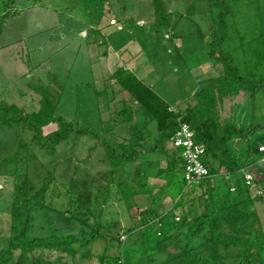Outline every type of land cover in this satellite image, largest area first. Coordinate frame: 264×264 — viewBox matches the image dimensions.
<instances>
[{"label": "rangeland", "instance_id": "374dc122", "mask_svg": "<svg viewBox=\"0 0 264 264\" xmlns=\"http://www.w3.org/2000/svg\"><path fill=\"white\" fill-rule=\"evenodd\" d=\"M7 1L9 0H0V15L9 9L13 12V16H7L3 21L0 33V47L5 45L9 47L0 53V103L15 105L23 113L35 112L41 107V98L46 91L55 102L56 116L70 121L76 129L88 128L91 133L72 132L68 138L47 149L40 147L31 139V133L20 126L14 125L11 128L7 124L0 126V157L11 154L18 141L24 146L23 174L17 180L13 176H0V257L6 260L9 258L7 240L18 232L20 228L18 221L21 223L25 221L23 201L27 187H30L28 193L30 195L51 179L50 188L62 192L60 183L74 179V190L83 206L80 213L83 218L73 220V229H67L57 214V210H65L64 203L67 197L63 195L50 197L46 200V205L51 206L47 217L44 216L45 213L42 215V210L34 212L35 218L31 221L32 232L47 233L49 221V227L58 230L56 233H74L80 239L86 238L90 235L89 225L93 227L94 220L103 206L102 197L106 195L105 188L108 186L111 200L103 207L104 226L99 231L102 237L80 249L88 250V257L80 260L77 254L74 259L76 264H101L97 256L101 253L117 254L119 246L117 236H120L119 240H124V229L137 221L139 212L148 205L145 195L136 196L133 200L136 205L130 210L126 209L121 199H118V178H128L134 165L141 162L140 156L113 173L109 172L111 164L105 159L104 143L117 148L118 143L128 141L127 132L122 126L124 124L120 125L119 122L121 117L115 116L114 113L118 111L115 105L120 107V102L126 100L129 95L118 86L117 80H112L114 79L112 74L117 69V66L112 64L113 58L117 53H123L127 58V50L130 52L132 48H141L145 57L140 58L143 74L139 72V75L147 76L153 72L151 67H154L155 62L167 63V57L170 55L167 48L174 46L173 40L180 38L179 34L185 36L181 39L187 41L193 31H198L196 20H199L200 16L196 17L197 10L199 7V12L203 14L201 17H208L207 0H107L103 15L98 21L95 17L92 21L87 18L81 2L76 0H14L12 5L5 9ZM169 11H173L172 14H169ZM199 23L205 33L203 38H208L209 23L206 25L202 20H199ZM165 34L168 37H165ZM205 42L204 60H201V63H204L201 66L203 68L210 67L215 62L208 56L207 39ZM185 67L194 76L193 79H199L198 69L192 68L191 71L186 64ZM209 69L210 72H217L215 68ZM154 71L169 81L174 80L175 75L166 69L161 72L167 76L159 74L156 67ZM176 75L187 83L186 75L184 77L179 72ZM216 80L207 83L201 81L202 84L194 91L188 89V83L179 84L182 97L185 98L180 109L194 103L192 97L194 92L202 86L218 84ZM169 86L172 88L173 83ZM174 107L175 104L172 105V108ZM172 108L171 110H177ZM220 115L222 122L230 121L236 126H255L253 134L249 133L242 141L238 139L232 141L234 148L246 150L252 137L253 153L247 157L252 163L243 170L229 173L223 162L225 157L219 153L224 159L214 160L218 172V175L214 176V181L216 184L221 182L223 189L229 184L235 190L236 187L244 186V171L254 174L255 185L242 187V192L236 196H243L246 200L245 206L257 213L264 232V151L257 150L259 145L264 143V89L253 97L240 93L227 99ZM152 123L151 127L154 129L155 122ZM116 125L118 127H115ZM56 128L57 124L50 122L42 127L41 134L44 136ZM151 134L148 136L150 146L154 143L156 132L152 130ZM157 147L156 145L151 151L152 156L154 154L155 158L161 157L164 162L152 163L150 166L147 165L149 168L146 169H143L141 164L142 171L149 176L147 186L153 191L164 182L157 177V170L166 165L172 153L167 145L162 146V149ZM137 149L142 153V149ZM161 150L163 152L159 155ZM110 177L113 181L108 184ZM15 181L22 189H15ZM247 190L248 195L245 192ZM194 194L198 195L199 191ZM249 197L252 202H249L251 201ZM196 202L199 204L198 199ZM170 206V200L164 197L158 211L165 212ZM86 211H89V214H85ZM177 216L180 217V214L177 213ZM81 219H85L88 225H84ZM192 220L193 217L190 216L189 224ZM189 224L176 231L172 241L165 250L156 255L152 264H160L183 251L182 247L189 244L187 240L185 241L186 228ZM138 225L141 226V223ZM200 236L196 235L191 241L192 244L195 245ZM18 252L15 251L14 256ZM32 254L45 259L60 257L67 264L72 262L70 256L51 250H37ZM244 260L229 258L225 259L223 264H257Z\"/></svg>", "mask_w": 264, "mask_h": 264}, {"label": "trees", "instance_id": "16d2710c", "mask_svg": "<svg viewBox=\"0 0 264 264\" xmlns=\"http://www.w3.org/2000/svg\"><path fill=\"white\" fill-rule=\"evenodd\" d=\"M76 1L81 2L87 18L92 21L95 17L98 21L103 15L107 0ZM13 2L14 0L7 1L5 9ZM207 3L208 20L211 24L206 38L209 46L208 56L221 64L223 83L202 86L193 93V104H187L183 109L171 110L166 100L138 81L132 71L116 69L112 77L137 101L148 119L155 121L157 142L151 146L145 145L140 141L141 133L136 130V126H132L134 132L131 131L127 142L117 144L119 150L109 143L104 144L105 159L111 164L109 172L113 173L138 157L137 147L139 150L151 152L163 140L172 139L180 124L186 123L193 131L194 140L205 146L204 161L208 166L209 176L198 185L186 187L183 160L175 149L176 151L168 157L166 165L157 170V177L164 182L153 191L147 186L149 176L142 171L141 162L135 164L128 178H118V199L130 210L136 205L134 198L145 195L148 205L139 212L138 220L124 229L125 239L119 240L120 236H117L118 253H101L97 256L101 264H152L156 255L165 250L172 241L176 231L189 224L190 216L193 220L186 228L185 234V241L189 244L182 247L180 254H175L160 264H223L225 259L229 258H244L246 262L264 264V232L259 217L254 210L245 206L246 200L243 196H236L242 192V187L248 185L244 183V186L231 191V185L228 184L223 189L221 182L216 184L214 181V176L218 175L214 160L224 159L219 153L224 155L226 161L223 162L229 173L243 170L252 163L247 160L250 153H253L252 137L246 150L234 148L232 141H242L249 133L253 134L255 126H236L230 121L222 122L220 111L227 99L240 93L253 97L264 89V0H207ZM12 13L9 9L0 15V33L3 21L7 16H13ZM20 111L15 105L0 103V126H20L31 133V139L40 147L53 148L72 132L91 133L88 128L76 129L70 121L56 116L55 102L46 91L43 92L38 111ZM129 119H132V116ZM50 122H55L57 128L42 136V127ZM23 149V144L18 141L11 154L0 157V176H13L17 180L23 174ZM111 178H108V184L113 181ZM74 182V179L61 182L62 192L50 188L51 179L30 195V187H27L23 201L25 221H18V232L8 238L9 258L6 260L0 257V264H7L9 261L10 264H67L60 257L45 259L42 256H34L32 252L37 250H51L70 256V264H76L74 259L77 254L80 260L89 256L88 250L80 249L102 237L99 231L104 226L103 207L111 200L108 186L105 188L106 195L102 197L103 206L94 220L93 227L89 225L90 235L86 238L80 239L74 233H56L58 230L49 227V221L47 233L32 232L31 221L35 218L34 212L42 210V215L45 213L44 216L47 217L51 206L46 205V200L50 197H67L65 210H57L63 226L67 229H73V220L83 218L80 216L83 206L77 198ZM15 183V189H22L18 182ZM197 190L199 194L195 196ZM245 192L248 195V190ZM164 197L170 200L171 206L165 212H159L158 208ZM200 208L202 211L199 212ZM85 214H89V211ZM81 220L84 225H88L85 219ZM139 222L141 226L138 225ZM196 235L201 236L194 245L191 241ZM15 251H19L16 256Z\"/></svg>", "mask_w": 264, "mask_h": 264}, {"label": "crops", "instance_id": "0c3cea01", "mask_svg": "<svg viewBox=\"0 0 264 264\" xmlns=\"http://www.w3.org/2000/svg\"><path fill=\"white\" fill-rule=\"evenodd\" d=\"M197 11H198V15L196 17L200 16V18L198 17L199 20L204 21V23L206 25L209 23V31H210L211 24H210V21L208 20V17H205V18L201 17V16H203V14L201 11L199 12V7H198ZM172 12L173 11H169V14H172ZM199 20L198 19L196 20V21H198L196 23V26L198 27V31L197 32L193 31V33L190 34V38L186 37V38H189V39H187V41H184L183 39H181V37H185V36L179 34L180 38H175L173 40L174 46L172 48H170V47L167 48V53L170 54L167 57V60H168L167 63H165V61H162L159 63L155 62L153 64L154 67L153 68L151 67V69H153V72H150L147 76H144V75L140 76L139 75V72H141L143 74V72H142L143 69H141L142 62H141L140 58L144 56V53H143V50L141 48H138V47L132 48L130 52H129V50H127V52H126L127 58H126L125 54L123 55V53L122 54L117 53V55H115V57L113 58L114 60H113L112 64L115 65V67L117 66L116 67L117 69L122 68L123 70H132L134 76L136 77V79L138 81L143 83L145 86H148L158 96H160L164 100H166V102L169 105V108L170 107L172 108V105L175 104V107L172 109L177 108V110H178V107L180 109V105H181V103H184L185 98L182 97V93H181L182 89H181V86H179V84L182 85V83H184V84L188 83L189 84L188 89H190V90L193 89V91H194L196 88L199 87V85L202 84L201 81L207 83V82H212L213 80L217 79L216 81L219 82L218 84L223 83V81H224L220 64L213 62L212 65L210 66L211 68H215L217 70V72H215V71L210 72L211 70L209 69L210 67H208V66H204L205 69L203 67H201V66H203L202 64H204V63H201L202 62L201 60L203 59L204 52H205L204 46L206 45V42H205L206 38H203L205 33L202 30V26H201V23H199ZM174 23H176V21H174ZM192 35H193V37H192ZM7 48H9L7 45L0 47V53H2ZM115 52H118V51H115ZM140 54H141V56H140ZM146 61H147V59H146ZM184 62L190 70L192 68L198 69V72L200 73L199 79H197V78L193 79L194 76H192V74H190V71H188V69L185 67ZM149 63L152 64V62H149ZM129 67H133V69L129 68ZM155 67H156V70L159 71V74H162V76H164L166 73L163 74V72H161V71L163 69H166V71L168 70L169 72H171L172 75H175L176 77L174 76V80L169 81V79H166L165 77H161V75L159 76V75L155 74L156 73L154 71ZM177 72L181 73V75H184V77L186 75L187 83L185 81L184 82L181 81V78L177 77V75H176ZM153 74L155 76H153ZM171 74H169V75H171ZM193 75H195V74H193ZM210 75H211V77L208 78ZM165 76H167V75H165ZM112 80L115 81L116 79L114 78ZM170 83H173V87H172L173 89L171 88V86H169ZM117 84L121 88L120 84L119 83H117ZM125 94H128L129 96L126 100H122V102H120L121 106L118 107L117 104L115 105L117 107V110H118V111H116V113H114L115 116L121 117L119 119L123 120L120 123V125L124 124L122 126L124 127V131L127 132L128 137H129V134L131 135V131H133L132 126H136L135 127V128H137L136 130L141 133L142 139L140 141L145 143V145H148V136L152 135L151 133L153 130L156 132V134H155L156 138H154L155 139L154 143H156L157 142V135H158V133H157L158 131L156 129V123H155L154 129L151 127V125L153 124L152 122H155V121H150L148 119V116H146L142 112L140 105L127 91H125ZM136 104H137V106H136ZM131 116H132V119H129V117H131ZM120 120H119V122H120ZM115 127H118V125H116ZM154 143L152 145H154ZM164 145H167V148L169 147V149L171 150L172 153H174V151H176L175 148L173 147L172 143H171L170 138L163 140L161 142V144L157 145L158 146L157 148L162 149V146H164ZM148 146H150V145H148ZM162 152H163L162 150L159 151V155L162 154ZM138 157L141 158V164L143 165V169L149 168V166L152 163L164 162V160H162L161 157L155 158L154 154L152 156L151 152H149V151L146 152V151H144V149H142V153H140V152L138 153ZM145 165H146V167H145ZM147 165H149V166H147Z\"/></svg>", "mask_w": 264, "mask_h": 264}, {"label": "built area", "instance_id": "2783aa9c", "mask_svg": "<svg viewBox=\"0 0 264 264\" xmlns=\"http://www.w3.org/2000/svg\"><path fill=\"white\" fill-rule=\"evenodd\" d=\"M165 37L168 35L165 34ZM171 143L179 151L183 160V178L186 187L198 185L209 176V169L204 161L205 146L194 140L193 131L186 123L180 124L171 139ZM258 150L264 151V143L259 145ZM243 179L245 185H255L253 173L244 171ZM230 190H234V187L231 186Z\"/></svg>", "mask_w": 264, "mask_h": 264}]
</instances>
